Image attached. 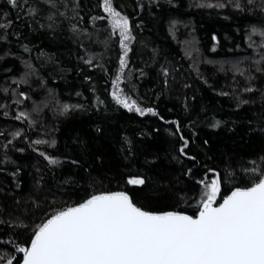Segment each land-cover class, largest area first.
<instances>
[{"label": "trees", "instance_id": "1", "mask_svg": "<svg viewBox=\"0 0 264 264\" xmlns=\"http://www.w3.org/2000/svg\"><path fill=\"white\" fill-rule=\"evenodd\" d=\"M235 2L112 0L133 37L120 73L104 0H57L59 11L0 0V22H12L0 29V264L21 262L16 246L28 247L37 225L94 194L123 191L146 211L195 216L217 176L220 200L251 186L258 177L246 170H264V0H239L243 11ZM207 3L226 6H198ZM118 74L121 95L157 116L116 103Z\"/></svg>", "mask_w": 264, "mask_h": 264}, {"label": "snow or ice", "instance_id": "2", "mask_svg": "<svg viewBox=\"0 0 264 264\" xmlns=\"http://www.w3.org/2000/svg\"><path fill=\"white\" fill-rule=\"evenodd\" d=\"M26 2L7 0L14 9L22 8ZM60 2L64 3V0ZM44 3L59 11L57 0H44ZM248 3H253V0H248ZM198 6L223 8L226 5L207 3ZM234 6L244 10L239 0ZM104 11L112 17L113 28L119 29L123 49L119 63L120 73H123L129 51L126 42L133 39L129 20L114 9L112 0H104ZM29 14L35 15L36 9L30 8ZM59 15L64 16L65 13L59 12ZM3 16L7 13L0 15V19ZM47 18L53 20L54 15L50 13ZM11 23L0 22V29H7ZM73 30H76L75 26ZM256 33L254 29L252 35ZM259 35L264 38V31ZM260 47L264 48V43ZM261 59L264 60V55ZM257 71L264 69L258 68ZM240 74L244 73L241 71ZM120 80L121 75L118 74L113 81L115 91L112 96L117 104L141 116L149 113L158 115L154 109H142L135 100L122 96ZM253 90L251 87L245 89L247 92ZM20 96L27 99L23 92ZM64 108L67 111L69 106ZM22 117L27 118V114L20 112L16 119ZM218 125L219 121L214 126ZM14 135L19 136L20 133ZM34 143L47 144L48 141L36 140ZM187 146L188 141L184 140L180 149L182 154L186 155L184 149ZM45 158L50 164L58 163L55 159ZM246 171L258 178L249 187L235 188L218 204L220 179L217 176L209 181L195 217L182 212L146 211L123 191L91 195L82 203L58 211L37 225L30 246L17 245L16 250L23 254L22 264H264V170L252 168ZM128 183L143 185L145 181L134 177ZM14 259L8 258L6 264H13Z\"/></svg>", "mask_w": 264, "mask_h": 264}, {"label": "water", "instance_id": "3", "mask_svg": "<svg viewBox=\"0 0 264 264\" xmlns=\"http://www.w3.org/2000/svg\"><path fill=\"white\" fill-rule=\"evenodd\" d=\"M232 191H233V190H232ZM232 191H231V192H232ZM115 192H119V191H115ZM231 192H230L228 195H230ZM228 195H227V196H228ZM129 196H130V195H129ZM225 197H226V196H225ZM221 202H222V199L220 200V193H219V196H218V198H217V204H218V203H221ZM81 203H82V202H81ZM74 206H75V205H74ZM213 206H216V205H213ZM198 212H199V211H198ZM186 215H187V214H186ZM196 215H198V213H197ZM196 215H195V216H196ZM195 216H193V217H195ZM29 246H30V244H29ZM22 260H23V254H22ZM22 260H21L20 264H22Z\"/></svg>", "mask_w": 264, "mask_h": 264}, {"label": "rangeland", "instance_id": "4", "mask_svg": "<svg viewBox=\"0 0 264 264\" xmlns=\"http://www.w3.org/2000/svg\"><path fill=\"white\" fill-rule=\"evenodd\" d=\"M109 18L112 20V17L109 15ZM118 32H119V29H116ZM115 91V90H114ZM207 189H206V187H204V191H203V194H204V192L206 191Z\"/></svg>", "mask_w": 264, "mask_h": 264}]
</instances>
